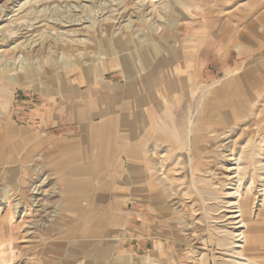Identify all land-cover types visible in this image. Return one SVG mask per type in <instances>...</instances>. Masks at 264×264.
Masks as SVG:
<instances>
[{
  "label": "rangeland",
  "instance_id": "1",
  "mask_svg": "<svg viewBox=\"0 0 264 264\" xmlns=\"http://www.w3.org/2000/svg\"><path fill=\"white\" fill-rule=\"evenodd\" d=\"M201 39L238 53L210 83L184 66ZM260 135L264 0H0V264H264ZM37 157L55 220L31 238Z\"/></svg>",
  "mask_w": 264,
  "mask_h": 264
},
{
  "label": "bare ground",
  "instance_id": "2",
  "mask_svg": "<svg viewBox=\"0 0 264 264\" xmlns=\"http://www.w3.org/2000/svg\"><path fill=\"white\" fill-rule=\"evenodd\" d=\"M3 12V11H2ZM4 13V12H3ZM11 16V15H10ZM19 26V25H18ZM67 27V26H66ZM25 33V32H24ZM28 33V32H27ZM18 34V33H17ZM15 35V34H14ZM4 36H5V34H4ZM15 37V36H14ZM16 37H18V35L16 36ZM29 37V36H28ZM37 37V36H36ZM7 38V37H6ZM21 38H24L25 40H26V38H27V36L24 34V35H22L21 36ZM29 39V38H28ZM32 40H33V38H32ZM31 42V41H30ZM38 43V42H37ZM22 44V43H21ZM31 44V43H30ZM44 44V43H43ZM29 45V44H28ZM7 46V45H6ZM5 46V47H6ZM4 47V46H3ZM33 48H36L37 46L35 45V46H32ZM7 48V47H6ZM39 48V47H38ZM30 49H31V47H30ZM4 52V51H3ZM7 52V51H6ZM2 57V56H1ZM246 94V93H245ZM228 106H232V104H230V105H228ZM233 106H234V104H233ZM223 107H225V105L223 106ZM229 108V107H228ZM245 110V109H244ZM225 112V111H224ZM233 112V111H232ZM230 113V112H229ZM234 113V112H233ZM233 113H231L232 115H233ZM235 114V113H234ZM189 119V118H188ZM192 119V118H191ZM223 118L221 117V120H222ZM221 124V123H220ZM224 124V123H223ZM222 124V125H223ZM227 126V125H226ZM234 126V125H233ZM232 126V127H233ZM229 127V126H228ZM227 127V128H228ZM230 128V127H229ZM228 128V129H229ZM226 129V128H225ZM232 129V128H231ZM230 129V130H231ZM188 133H189V131H188ZM191 133V132H190ZM190 133H189V135H190ZM213 133V132H212ZM226 133H228V139L226 140L227 142L225 143V145L226 144H229L231 141H229L230 140V135H233V132H232V130L231 131H225L224 133H223V135L224 134H226ZM188 135V136H189ZM222 136V135H221ZM225 136V135H224ZM190 137V136H189ZM224 138V137H223ZM259 144L261 145L262 143L264 144V135H260L259 136ZM252 145L253 144H251V148L249 149L250 150V153H252V154H250L249 156H250V158H251V156H252V158H253V155L255 154L256 155V152H254V151H252L251 152V150H252V148L255 150V146L254 147H252ZM232 146V145H231ZM233 147V146H232ZM222 148V147H221ZM225 147L223 146V149H224ZM230 147H226V154H228V155H225V153H224V157H226V158H229V159H232V150H228ZM223 151V150H222ZM72 155V154H71ZM69 155V165L70 166H73V165H75L77 162H78V159H77V157L76 156H74V155ZM223 156V155H222ZM240 156V155H239ZM262 156H264V154L262 155ZM235 157V156H234ZM243 157V156H242ZM225 158V159H226ZM223 159V158H222ZM40 159H39V157H37L33 162L34 163H32V164H30L29 165V167L31 168V170H35V172H36V174H37V178H34V182H31L30 181V183H32L28 188H26V189H30L28 192H29V195H28V200H29V202L31 203V206L34 208V209H36L35 210V213H39V214H42L41 215V217L40 216H38V217H36V219L34 220V218H32V219H29V220H23L24 218H23V216H20V221L18 222V224H20L19 226H20V231L22 232V233H24V235H27V236H32V235H34L35 233H36V231L38 230V228H41V227H43V228H48L50 225H51V223H52V221H54L55 220V213L54 212H51V211H53V210H51L52 209V207H51V209H50V207H49V205H48V200L50 199V198H52L53 197V195H54V192H55V188H54V190L52 189V190H50V188L49 187H47L50 183H49V181L51 180L50 178H49V176L48 175H46V174H44L43 173V169H42V167H40L39 166V164L37 165V164H35V162H37V161H39ZM227 160V159H226ZM234 160V159H233ZM256 160V159H255ZM241 161V160H240ZM233 162V161H232ZM237 162H239V159H237L236 160V164H235V166L237 165V167H232V166H227V169L225 170L226 172H232V171H234V173L233 174H235V175H232L231 177H229V178H227V177H225V178H227L229 181H233V182H235L236 184H235V186H237V183H238V188L236 187H234V191L232 192V193H230L229 195L230 196H232V197H234V198H236L237 199V201L236 202H231L232 203V205H230V207H227V208H232V209H230L229 211H233V209L234 210H236L235 212H231V213H235V214H238V215H234L231 219H236V218H240L241 217V219H239L240 220V222H238L239 224H242L243 223V219H242V213H244V209L246 208L245 206H243V203H245L244 201L247 199V196H248V194L250 195V196H252V192L253 191H255L254 190V188H253V186H252V188H253V190L251 189V188H247V190H246V193L245 194H243V197H242V195H241V193L239 192V188H240V184H241V182H242V180L239 178V175H240V170H242V169H239V163H237ZM254 162V161H253ZM263 162V161H262ZM233 164V163H232ZM256 164V163H255ZM259 164V163H258ZM187 165H188V168H189V171L190 172H192V160H191V158H187ZM251 165V164H250ZM253 167H255V166H253ZM261 167H263V170H264V163H263V165H261ZM67 168H69V167H67ZM224 168V167H223ZM257 168V167H256ZM224 171V172H225ZM219 172V171H218ZM254 172H255V170H254ZM222 173H223V171H222ZM242 174H243V172H242ZM217 175V174H216ZM222 175V174H221ZM224 176V175H223ZM223 176H222V178H223ZM221 177V176H220ZM243 178V177H242ZM234 179L236 180V181H234ZM40 180H42V181H40ZM254 182V181H253ZM253 182H252V184L251 185H253ZM261 182V181H260ZM231 183V182H230ZM262 189H260L259 190V192L258 193H256L257 194V196H255L254 198H252V200H255V199H258V198H261V204H260V208H259V210H258V212L255 214L256 215V217H259V216H263V214H264V178H263V181H262ZM242 185V184H241ZM251 185H250V187H251ZM195 188V187H194ZM1 190V189H0ZM4 190V189H3ZM27 191V190H26ZM59 191V190H58ZM2 195V194H1ZM255 195V194H254ZM22 196V195H21ZM80 198V197H79ZM15 201H16V203L15 204H13L12 206H13V213L14 214H16V215H19V213H20V211H21V208H22V206H21V202L19 201V199H15ZM13 203V202H12ZM11 203V201L9 200V197H8V195H4L3 196V198L2 199H0V206H4V207H8V205H10V204H12ZM52 203V202H51ZM231 203H229V204H231ZM228 204V203H227ZM229 206V205H228ZM31 207V208H32ZM30 208V207H29ZM54 208V207H53ZM79 208V207H78ZM49 209L51 210V211H49ZM24 211V210H23ZM36 215V214H35ZM237 220V219H236ZM14 221H13V217H12V214H11V216H9V218H8V222L6 223V225H11L12 223H13ZM244 225H241V227H243ZM26 236V237H27ZM239 236H240V239H239V241H241V243H244V245H242V248H244L246 245H247V243H248V238L246 237V234H244L243 232L242 233H240L239 234ZM32 238V237H31ZM30 238V239H31ZM26 243V242H25ZM10 244V243H9ZM11 245V244H10ZM241 246V245H240ZM3 245L2 244H0V250L1 249H3ZM27 247V246H26ZM235 259L236 260H238V263L239 264H256V263H252L251 261H250V259H249V255L247 256V255H244L243 253H241L240 251H239V253H237V255L235 256Z\"/></svg>",
  "mask_w": 264,
  "mask_h": 264
},
{
  "label": "crops",
  "instance_id": "3",
  "mask_svg": "<svg viewBox=\"0 0 264 264\" xmlns=\"http://www.w3.org/2000/svg\"><path fill=\"white\" fill-rule=\"evenodd\" d=\"M184 32L185 33L178 35V37L180 38V36H183L185 41L193 37V35L189 34L190 29L186 28ZM195 48L196 50L192 53L190 60L184 65L188 68L187 71L192 72L191 82L193 83L213 82L215 79L219 78L220 75H226L229 70L235 67L238 61V53L234 49H225L221 43L219 45L216 41L201 39L198 41V45H196ZM81 193L82 190H80L78 194ZM136 222V220H129V224H136ZM4 229L5 228L0 229V243L4 247H7L9 243L12 244V241L10 237L6 245L1 241V231H4Z\"/></svg>",
  "mask_w": 264,
  "mask_h": 264
}]
</instances>
